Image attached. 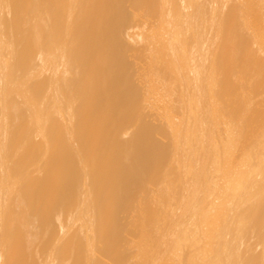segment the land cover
<instances>
[{
  "label": "bare ground",
  "instance_id": "obj_1",
  "mask_svg": "<svg viewBox=\"0 0 264 264\" xmlns=\"http://www.w3.org/2000/svg\"><path fill=\"white\" fill-rule=\"evenodd\" d=\"M32 1L0 0V264H264V103L223 100L264 0Z\"/></svg>",
  "mask_w": 264,
  "mask_h": 264
},
{
  "label": "rangeland",
  "instance_id": "obj_2",
  "mask_svg": "<svg viewBox=\"0 0 264 264\" xmlns=\"http://www.w3.org/2000/svg\"><path fill=\"white\" fill-rule=\"evenodd\" d=\"M27 1H30V5L32 4V0H27ZM32 1V2H31ZM42 1V3H43V6H47V7H49L50 5V7H51V11H50V14L51 15H55L56 14V10L57 9H59V8H57L58 7V5H56V4H52V2H53V0H41ZM64 1V3H62ZM66 3H67V0L65 1V0H60V8H66ZM29 4V3H28ZM63 4H65V5H63ZM34 5V4H33ZM32 5V6H33ZM56 5V6H55ZM29 6V5H28ZM55 6V7H54ZM137 6H138V4L137 3H134L133 1L130 3V2H128L126 5H125V13H126V15L129 17L130 16V14H131V12L132 13H135V12H137L136 10H137ZM34 7V6H33ZM30 9H32V7L30 6L29 7ZM31 11V10H30ZM32 12V11H31ZM28 13H29V11H28ZM28 13H26L25 15H26V17L28 16ZM7 13H5V15H6ZM30 15H29V17H27L28 19H30L31 17H32V15H33V12L32 13H29ZM137 15V14H136ZM135 15V16H136ZM261 15V16H260ZM133 16L134 15H132L131 14V17L133 18ZM257 18V19H256ZM255 21V22H254ZM247 24V23H246ZM253 24H254V26H253ZM245 25V24H244ZM260 25V26H259ZM255 27V28H254ZM248 28H251V29H253L252 31L254 32V35H252V36H255V38L257 37V39H255V38H253L252 36H251V34H253L252 33V31L250 30V29H248ZM143 29H144V31L146 32V31H148L149 29H152V28H146V30H145V28L143 27ZM148 29V30H147ZM243 29V36H241L242 38H244V40L246 41V43H247V46H248V48L249 47H251V45L253 44V42L255 41V40H258V41H260L261 39H260V37H261V34H263L264 33V15L263 14H257V15H255V18H254V20H253V23H252V27H251V24H250V26H248V24H247V28H246V25L242 28ZM246 29H247V31H246ZM248 30H250V31H248ZM148 32H150V30L148 31ZM148 32H146V34H148ZM249 32V33H248ZM144 33V32H143ZM246 33V34H245ZM251 33V34H250ZM247 34H249V35H247ZM246 36V37H245ZM249 36H251V37H249ZM249 37V38H248ZM145 39V37H143V40ZM251 39V40H250ZM248 44H250V46L248 45ZM158 48H159V50L161 51V52H164L165 51V44H164V40L163 39H161L159 42H158V44L156 45ZM244 52V51H243ZM245 53V52H244ZM243 53H241V55H242ZM241 55H239V58H238V61H239V63L240 62H242L243 61V56H244V54L241 56ZM245 57V56H244ZM160 58H161V60H162V64L163 65H165V63H164V56H160ZM241 58H242V61H241ZM257 59H259L260 61H263L264 60V58H262V57H258ZM241 64V63H240ZM263 70H264V67H263ZM254 76V75H253ZM257 79L254 77V80L253 81H249V85H248V83L247 82H242V81H240L242 84H244L243 86H241V83H239V80H237L236 81V84L238 83L239 84V86L238 85H236L235 84V81H231L230 83L231 84H229V82H226V83H223V100H224V102H226L227 103V105H228V107H230V105H232V101H235V102H233V104H234V109H235V107L239 110V109H244V112H243V110L241 109L239 112H238V115H241L240 117L241 118H244L245 119V121L244 122H246L247 120L246 119H250V117L252 116V114H253V112L249 109V107L248 106H250V105H255L256 103H257V105H255L254 107H257V108H260L261 107V105L263 106V103H264V86H262L261 87V84L262 85H264V83L262 82V80H260V79H258L257 81H256ZM255 82H257V84L255 83ZM233 83V84H232ZM252 83H253V88H254V91H253V93L255 94V96H253V93L251 94V92H252V90H253V88H252V90H250V88H251V86H250V84L252 85ZM254 83H255V86H254ZM226 85V86H225ZM236 85V86H235ZM246 86H248V87H246ZM257 86V87H256ZM259 86V87H258ZM242 87V89H239V88H241ZM225 89H227V91L225 90ZM258 89H259V91H258ZM263 89V90H262ZM250 90V92H248ZM255 90H256V92H255ZM226 91V92H225ZM247 91V92H246ZM237 92V93H236ZM245 93H247V94H245ZM233 94H235V96H236V98L234 97V95ZM240 94V95H239ZM241 94H242V96H244V97H242L241 96ZM252 95V96H246V95ZM233 95V96H232ZM256 95L259 97H257L258 99H260V100H258L257 101V98H256ZM228 96V97H227ZM237 96H239V97H237ZM240 96H241V98H240ZM245 96L246 97H248V98H246L245 99ZM255 99V101H254V99ZM261 98H262V101H261ZM240 99H241V102H242V104H241V102L240 103H238L239 101H240ZM244 99V100H243ZM250 99H253V100H250ZM229 100V101H228ZM231 100V101H230ZM246 100H250V101H253V103L252 104H250L249 102H245ZM257 101V102H256ZM260 101H261V104H259L260 103ZM243 102L245 103V107L243 106ZM238 103V104H237ZM249 103V104H248ZM247 105V106H246ZM239 106V107H238ZM241 106V107H240ZM243 106V107H242ZM251 107V106H250ZM262 108V107H261ZM263 108H264V106H263ZM246 109H249V111H247ZM236 110V109H235ZM234 110V115H233V119H234V121H232V116L230 117V116H228L230 119H228V117H225V129L222 131L223 133H221L220 132V135H222V137L225 139H223L224 141H223V146H225V147H223L222 146V148H224V149H222L223 151H224V153L226 154V156L228 157L230 154H232V151L231 150H233V146H234V144L236 145V149H237V155H236V160L240 163V165L238 166V167H241L242 165L244 166H246L247 164H248V160H247V158H245L246 157V155H247V157H248V155H249V148H247L246 146H244V147H240V145H241V142L243 141V139H246V138H248L249 136V132H248V129H246V132H245V129L243 130L242 129V127L244 126H242V124H240L241 123V118H240V120H239V122L237 121L238 119H239V117H238V115H236L235 113H236V111H238V110H236L235 111ZM84 112H86V109L84 110ZM83 112V113H84ZM246 112H248L247 114H246ZM252 112V114L251 115H249L250 113ZM242 113V114H241ZM86 114H87V112H86ZM246 114V115H245ZM243 115H244V117H243ZM249 115V116H248ZM236 117H237V119H236ZM247 117V118H246ZM26 116H21V121L20 122H18L17 124H15L14 126H12L13 127V131H16V130H18V129H21L22 131L24 130V128H25V123H26ZM236 119V120H235ZM248 119V120H249ZM232 121V122H231ZM237 121V122H236ZM242 121V122H243ZM231 122V123H230ZM234 123V124H233ZM237 123L239 124V125H241V126H237ZM247 123V122H246ZM244 124V123H243ZM20 126V127H19ZM239 127V130H238V128L237 127ZM235 127L237 128V130H238V132L237 131H234V130H236L235 129ZM245 132V133H243V131ZM241 132L243 133V134H241ZM244 134H246L245 136H244ZM229 135V136H228ZM242 135V137H240ZM225 136V137H224ZM221 137V138H222ZM228 137H229V139H228ZM231 137V138H230ZM238 137V138H237ZM245 137V138H244ZM235 138V139H234ZM233 139V140H232ZM238 139V140H237ZM241 139V140H240ZM227 140V141H226ZM228 140H230V141H232V142H230V141H228ZM16 141H20V139H18V140H16ZM237 141H239V142H237ZM17 142V143H18ZM34 141H31L28 145L29 146H31L32 144H34L33 143ZM122 142V141H121ZM233 143V144H232ZM27 145V146H28ZM233 145V146H232ZM239 145V146H238ZM26 146V147H27ZM28 146V147H29ZM227 146H228V148H227ZM19 148V147H18ZM244 148H245V151H243L244 150ZM29 149V148H28ZM122 149H123V154H124V149H125V146H124V144H123V146H122ZM227 149H229V150H227ZM231 149V150H230ZM25 148H24V150H22L21 151V153H19V155H21V154H23V153H25ZM248 151V152H247ZM230 153V154H227V153ZM243 152V153H242ZM247 152V153H246ZM245 153H246V155H245ZM69 156H71V154H69ZM239 156H242V158L241 157H239ZM240 158H241V160H240ZM243 159H244V161H243ZM249 159V158H248ZM247 160V161H246ZM245 162V163H244ZM247 163V164H246ZM124 166L126 167V168H128L129 166H128V164L127 163H124ZM238 167H235V169H233L231 172L230 171H227L226 173L228 174L229 172V174L228 175H230V176H232V175H236L237 174V170L238 169H236V168H238ZM233 177V176H232ZM231 177V178H232ZM231 178H229V179H231ZM132 182H133V184H134V186H135V188L137 189V190H139V180L138 179H132ZM8 217V215H6V220L8 219L7 218ZM57 228L56 227H53V232L55 231V232H57ZM121 232H122V229L120 228V231H119V235L121 234ZM116 237V236H115ZM118 238H119V236H117ZM107 251H108V249H107ZM127 253V251L125 252V254Z\"/></svg>",
  "mask_w": 264,
  "mask_h": 264
}]
</instances>
